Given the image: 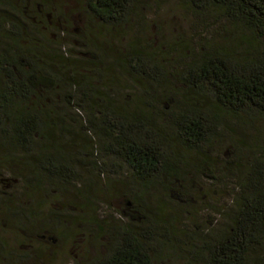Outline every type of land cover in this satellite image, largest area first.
I'll return each instance as SVG.
<instances>
[{
  "label": "trees",
  "instance_id": "trees-1",
  "mask_svg": "<svg viewBox=\"0 0 264 264\" xmlns=\"http://www.w3.org/2000/svg\"><path fill=\"white\" fill-rule=\"evenodd\" d=\"M75 1L91 23L113 30L125 29L148 4ZM186 1L247 33V49L241 55L203 50L181 73H167L152 53L135 46L116 52L99 45L79 62L40 39L51 17L65 18L63 0H0V168L22 184L20 193L0 191L3 225L44 234L47 243L64 238L70 223L98 226L109 247L96 264H156L166 246L174 250L177 242L166 228L170 217L155 210L151 199L157 193L188 196L196 174L216 180L220 171L210 154L227 120L242 127L264 120V0ZM111 68L140 82L142 101L121 103L119 94L108 92L103 72ZM164 81L181 88L179 100L172 99L178 111L169 120L157 111L154 91ZM238 138L233 153L239 158L228 163V175L242 168L243 153L252 157L240 179L229 231L195 233L190 249H178L188 264L263 262L253 251L264 249V144L249 145L245 134ZM102 152L111 165L100 161ZM87 172L93 178H86ZM110 175L133 179L117 182L122 188L114 199L128 220L118 227L99 226L88 216L97 211L96 190L109 188L104 179ZM42 193L47 199L67 195L64 210L43 216ZM0 247L6 250L5 244Z\"/></svg>",
  "mask_w": 264,
  "mask_h": 264
},
{
  "label": "rangeland",
  "instance_id": "rangeland-1",
  "mask_svg": "<svg viewBox=\"0 0 264 264\" xmlns=\"http://www.w3.org/2000/svg\"><path fill=\"white\" fill-rule=\"evenodd\" d=\"M63 1L66 3L65 18L51 17L47 21L48 25L41 28L40 39L75 61L84 60L87 52L99 45H108L109 49L116 52H126L135 46L152 53L167 73H181L203 50L231 49L241 55L247 49V33L234 29L218 13L194 10L186 0H147V6L137 10L132 15L130 24L119 30L110 29L99 22L91 23L77 1ZM33 34L35 36L36 32ZM93 43L98 45L94 47ZM103 73L108 92L119 94L121 103L143 100L145 88L137 86L140 82L136 78H131L116 68ZM154 91L158 101L157 111L169 120L170 114L178 111L179 107L174 108L173 100H179L180 96L176 91H181V88L176 89L171 82L164 81L155 86ZM147 100L151 101L149 98ZM240 134L246 135L249 145L264 144V120L257 118L253 124L244 127L227 120L226 129L215 142L210 154L220 171L215 175L216 180L196 174L192 192L188 196L168 197L157 193L151 199L155 210L163 211L170 217L166 228L170 237H173V242H177L174 250L170 245L163 249L156 264H188L186 255L178 249L185 245L190 249L195 233L218 236L229 231L236 209L235 198L241 191L240 179L244 177V168L252 157L249 152L240 156L241 164L238 162V165L242 168H238L236 176L226 172L229 162L234 159L238 161L239 157L235 158L233 151ZM99 154L102 163L111 165L112 158H108L104 152ZM85 177L93 178V175L90 173L89 176L87 172ZM118 181L133 182V179L123 175L106 176L104 183L110 185L109 188L96 190L99 201L97 211L88 216L90 219L96 217L99 226L118 227L128 223L120 212L122 205L114 199L122 188L117 184ZM21 186L20 181L12 177L8 169L0 168V191L10 193L14 188V191L19 190L20 193ZM40 196L38 202L46 199L45 206L41 209L43 216L53 210L62 211L67 205V195H56L48 199L44 193ZM88 212L85 211V215ZM1 222L0 246L1 243L5 244L6 250L0 247V264H96L109 247L108 238L102 236L98 226L94 228L84 225L81 228L70 223L69 233L64 238L47 243L41 237L44 234L39 237L30 231H21L12 223L3 225ZM253 255L264 256V249H255ZM262 261L261 264H264V259Z\"/></svg>",
  "mask_w": 264,
  "mask_h": 264
}]
</instances>
